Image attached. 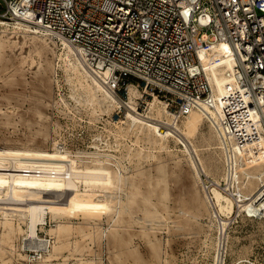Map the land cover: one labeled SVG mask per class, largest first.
<instances>
[{"label":"rangeland","instance_id":"obj_1","mask_svg":"<svg viewBox=\"0 0 264 264\" xmlns=\"http://www.w3.org/2000/svg\"><path fill=\"white\" fill-rule=\"evenodd\" d=\"M9 1L0 0V153L21 150L25 156L39 157L26 151L57 149L74 158L78 168L100 159L113 174L121 175V181L108 189L84 187L76 181L74 197L100 198L104 210L69 212L62 218L48 215L37 226L39 237L49 243L54 241L49 229L64 226L61 247L51 263L264 264V212L250 216L234 202L229 215L212 213L215 208L206 187L214 177H219L218 188L224 194L233 193L223 189L228 154L205 145L210 122L198 121L193 111L175 119L201 147L198 155L208 173L187 142L198 176L183 144L173 135L160 139L126 117L128 109L147 112L153 97L165 101L155 94L137 96L132 110L126 96L118 98L109 89L119 105L108 108L101 93L92 97L85 81L59 58V41L16 27L20 21L36 29L8 10ZM130 85L141 94L135 84ZM61 191L50 194L61 193L56 199L65 202L71 192ZM220 216L226 220L223 226ZM7 219L10 225L0 212V264H32L46 255L50 245L45 251L28 246L27 220Z\"/></svg>","mask_w":264,"mask_h":264},{"label":"built area","instance_id":"obj_2","mask_svg":"<svg viewBox=\"0 0 264 264\" xmlns=\"http://www.w3.org/2000/svg\"><path fill=\"white\" fill-rule=\"evenodd\" d=\"M24 1L34 18L25 20L66 40L94 76L108 70L105 84L118 98L133 83L140 98L155 94L176 118L217 102V126L224 125L227 138L233 135L249 157L262 151L264 0ZM212 41L229 45L235 58L233 86L214 103L198 66L199 50Z\"/></svg>","mask_w":264,"mask_h":264},{"label":"bare ground","instance_id":"obj_3","mask_svg":"<svg viewBox=\"0 0 264 264\" xmlns=\"http://www.w3.org/2000/svg\"><path fill=\"white\" fill-rule=\"evenodd\" d=\"M24 5H26L24 0H13L11 3L12 12L17 16L19 14L23 19L34 20L31 11ZM15 24L16 27H20V30L22 27L38 38L42 37L45 39L49 37L42 30L30 28L23 22L16 21ZM59 45L61 49L59 58L79 76L78 78L85 81L88 93L93 97L97 92H100L101 101L108 102V108L119 105V102L110 93L108 86L105 84L109 83V71H101L98 72V77L94 76L83 64L82 60H80L78 51L66 40L61 39ZM198 57H200L198 66L202 68L205 78L212 86V95L210 97L214 103L215 99L227 95L233 86L232 75L235 58L231 56L229 45L215 41L211 42L208 49L199 50ZM109 86L111 85L109 84ZM127 95V102L130 108L132 110L136 109L135 99L137 96L139 98L141 94L133 85H130ZM214 104H216L214 107L204 106V109L196 108L195 111V108H193L183 115L187 117L188 114L195 112L194 115L198 121H202L203 119L209 121L210 132L207 137H204L206 141L205 145L211 149H219L224 155L228 154L230 159L229 162L226 160L229 166L223 174L225 180L223 189L230 190L233 194H224L218 188L219 177H214V181L206 187V192L212 199L215 208L212 213L214 216H217V214L229 215L234 210V202L235 204L237 203L239 209L250 216L263 213L264 139H260L263 147L262 151L257 155L252 154L249 157L247 151L242 150L237 142H234L233 135L230 134L229 138H227L224 125H221V129L220 126H217L220 123L222 124L218 110L220 109V104L217 102ZM167 108V102H161L156 97H153L148 102L147 112L139 114L128 109L126 117H129L131 121L140 126L152 130L160 139H166L173 135L183 144V149L199 176V168L191 156V149L187 142L192 144V149L198 156V162L202 170L208 173V166L198 155L201 147L193 143L189 138L190 136L181 130L178 122L175 121L177 119L176 116L171 110H167ZM195 128L194 124H192L191 133L195 132ZM6 151V154L0 153V185H4V188L0 190V212L4 215L5 222L9 223V225L11 221L7 219L8 216L27 220L25 233L30 238V241L28 238L27 241L29 242L28 246L31 248L40 247L45 251L50 245L45 252L46 255H41V259L39 258L40 260L32 264H52L51 260L56 258L58 255L57 251L61 247L60 229L64 228V226L57 224L55 228L49 229L51 238L54 239L52 243H49L50 240L48 241L39 237L38 232H36L37 226L44 223L48 215L51 218H62L69 212L87 214L104 210L105 204L100 198L94 199L90 196L82 198L74 197L73 193L77 190L76 181L82 183L84 187L92 184L93 186L96 185L108 189V186H113L118 181H121V175L119 173L113 174L112 170L104 166L102 164L103 160L100 159L95 160L91 165L86 164L78 168L74 158L69 157L67 153L63 155L57 149L53 152L26 151L27 154L39 157L25 156V151L22 152L21 150ZM61 189L71 192L68 197H65L66 199L64 198L65 202H59L56 199L61 196L63 192ZM52 191H61V193L59 195L50 194ZM225 221L221 216L219 217V223L222 226Z\"/></svg>","mask_w":264,"mask_h":264}]
</instances>
